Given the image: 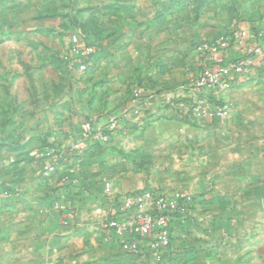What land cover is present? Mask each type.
<instances>
[{
  "label": "rangeland",
  "instance_id": "1",
  "mask_svg": "<svg viewBox=\"0 0 264 264\" xmlns=\"http://www.w3.org/2000/svg\"><path fill=\"white\" fill-rule=\"evenodd\" d=\"M100 3L0 0V197L33 198L36 181L28 178L39 171L47 150L94 163L104 146L86 140L84 123L90 121L108 137L105 143H126L104 153L125 164L107 170L123 194L158 190L190 197L185 217L171 222L169 248L152 250L148 242L139 254H121L116 264H264V38L254 77L221 98L229 105L226 117L195 119L180 107L197 97L194 85L212 53L204 47L216 48L224 39L228 61L246 58L252 38L243 45L235 38L264 31V0H154L141 11ZM73 35L97 54L85 72L72 67ZM134 50L135 58L123 64L124 54ZM178 91L192 94L184 98ZM163 92L167 96L157 104L153 96ZM159 120L174 126L152 125ZM222 126L234 129L220 143L236 146L235 162L223 160L228 149L219 155L238 170L237 183L224 191L207 179L200 193L195 181L202 154H214ZM163 129L176 134L144 151L129 146L147 131L155 136ZM207 164L211 178L219 165ZM10 179L24 185L14 189L6 184ZM219 189L225 195L218 206L212 200ZM196 198L203 204L197 206Z\"/></svg>",
  "mask_w": 264,
  "mask_h": 264
},
{
  "label": "crops",
  "instance_id": "2",
  "mask_svg": "<svg viewBox=\"0 0 264 264\" xmlns=\"http://www.w3.org/2000/svg\"><path fill=\"white\" fill-rule=\"evenodd\" d=\"M152 1L154 0H101L100 4L107 8L141 11L146 6L150 7ZM164 5L166 4L164 3ZM136 54V50L125 53L123 64L130 58H135ZM161 55L158 53L157 56L161 57ZM96 56L94 54V57ZM255 71V67H253L249 78L231 90L251 80ZM144 87L142 86V89ZM179 88L182 87L180 86L176 90ZM167 92L153 96L154 99L157 98V104L162 101V97L167 96ZM176 94L187 98L191 96L192 92L178 91ZM154 99L151 103H155ZM158 99L160 100L158 101ZM229 117L232 116L229 115ZM217 120L218 123L222 122L221 119ZM163 123L167 128L174 126L173 121ZM163 123L159 120L152 125H157L160 128L159 125H163ZM224 129L222 126V129L216 130V137L219 138V141H216L217 144L212 147L211 151L214 154L207 157L204 153L202 154L204 157L201 159L202 166L199 167L201 170L196 175L195 181L198 184L196 189L200 190V193H203L207 179H211L213 185L218 183L223 186V190L237 183L238 170L233 165L223 163L222 159L225 156L221 158L219 155L228 149L229 156L223 160H228L230 163L235 162L237 158L234 155L236 146L231 142L228 144L220 143V138H223L224 133L228 135L234 133L231 126ZM166 130L163 129L158 132V136H156L157 134L151 136L150 131H147V136L132 142V145L129 146H137L141 151L148 147H155L159 138L166 137L168 134H176L173 130L170 132ZM7 136L5 135V137ZM113 138L116 139V136ZM112 139L109 140L112 142ZM101 144L104 146V152L98 156V160L96 159L94 163L88 162V160L79 161L77 158H71V154L66 155L64 152L45 151L38 162L39 171L33 177L28 178L31 182L36 181V186L30 193L33 198L24 193L22 195L27 198L22 200L13 199V197L3 200L0 197V264H116V260L122 258L121 254L124 252L117 245V242L113 238L105 240L106 234L100 229V222L113 213L111 197L108 196L105 184H109V192L112 196L122 197L125 195L115 186L113 179L107 172L109 168H118L119 165L125 164L108 160L107 157L105 159L104 153L106 150V153L110 151L115 153L116 150H121V146L125 148L126 143L114 144L112 142L107 144L102 142ZM142 148L144 149L142 150ZM94 149L93 146L88 148L85 151V158L90 157V153ZM208 149L207 151H209ZM210 160L219 165L217 168L215 166L211 178H209V173L206 174V170L209 169L207 162ZM53 161L57 162L55 172L50 176H45V167ZM244 169L247 172L246 166ZM243 171V169L240 170L241 173ZM248 172L251 173V170ZM249 178L251 179V174ZM189 182H193L192 177L186 179L187 185ZM6 184L14 189H17L18 185H24L23 182L12 181L11 179L7 180ZM220 190L217 191L218 193L216 192V195H213L212 200L213 202L216 201L218 206L223 194ZM153 191L159 193L158 190ZM38 196L40 198H37ZM200 201L196 198L197 206L203 204V198L202 203ZM69 208L73 209L74 214L65 225L66 211ZM194 212L195 207L192 210V213Z\"/></svg>",
  "mask_w": 264,
  "mask_h": 264
},
{
  "label": "built area",
  "instance_id": "3",
  "mask_svg": "<svg viewBox=\"0 0 264 264\" xmlns=\"http://www.w3.org/2000/svg\"><path fill=\"white\" fill-rule=\"evenodd\" d=\"M252 38V46L246 58L228 61L226 56V42L221 39L216 48L206 46L202 51H211L210 60L201 67L194 85L197 97L181 104V109L195 119H214L226 117L229 105L222 96L242 81L249 78L254 67V58L262 53L260 41L264 38V31L249 35L243 33L235 38L236 44L243 45ZM70 53L73 57L72 67L79 72H85L89 58L95 54L94 48L81 43L76 35L70 38ZM169 97H173L170 95ZM139 98V96H138ZM169 99V98H168ZM172 99V98H170ZM141 104V99H138ZM116 123L110 124V130ZM85 138L105 143L108 137L99 129H94L92 122L84 123ZM80 147L75 146V149ZM57 162L53 161L45 167L44 175L50 176L56 170ZM108 196L111 197L113 213L100 222V229L105 232V240L113 238L120 249L126 254H139L148 243L152 250H166L170 246L171 222L178 217H185L186 205L190 197L176 194L167 197L151 190L133 192L122 197L112 196L109 184H105ZM74 214L73 209L66 211L64 224Z\"/></svg>",
  "mask_w": 264,
  "mask_h": 264
}]
</instances>
